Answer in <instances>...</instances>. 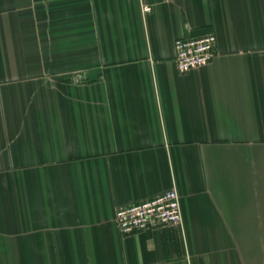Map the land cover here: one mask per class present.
I'll use <instances>...</instances> for the list:
<instances>
[{
  "label": "crops",
  "instance_id": "crops-1",
  "mask_svg": "<svg viewBox=\"0 0 264 264\" xmlns=\"http://www.w3.org/2000/svg\"><path fill=\"white\" fill-rule=\"evenodd\" d=\"M0 264H264V0H0Z\"/></svg>",
  "mask_w": 264,
  "mask_h": 264
},
{
  "label": "built area",
  "instance_id": "built-area-1",
  "mask_svg": "<svg viewBox=\"0 0 264 264\" xmlns=\"http://www.w3.org/2000/svg\"><path fill=\"white\" fill-rule=\"evenodd\" d=\"M143 12H152V7L144 5ZM216 43L217 38L212 33L177 39L174 47L178 71L187 74L210 64L216 55ZM116 223L125 236L154 228L182 227L183 215L178 189L173 187L151 199L119 208Z\"/></svg>",
  "mask_w": 264,
  "mask_h": 264
}]
</instances>
